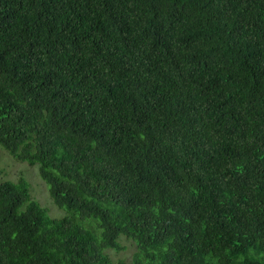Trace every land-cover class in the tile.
Returning <instances> with one entry per match:
<instances>
[{
  "label": "trees",
  "instance_id": "trees-1",
  "mask_svg": "<svg viewBox=\"0 0 264 264\" xmlns=\"http://www.w3.org/2000/svg\"><path fill=\"white\" fill-rule=\"evenodd\" d=\"M0 147V264H264V0H0Z\"/></svg>",
  "mask_w": 264,
  "mask_h": 264
},
{
  "label": "rangeland",
  "instance_id": "rangeland-1",
  "mask_svg": "<svg viewBox=\"0 0 264 264\" xmlns=\"http://www.w3.org/2000/svg\"><path fill=\"white\" fill-rule=\"evenodd\" d=\"M20 178H24L29 183L31 198L39 202L43 208L48 209L52 218H60L64 215L62 210L52 202L48 187L39 175L38 167L14 160L0 147V182H17ZM121 243L126 247V250L120 253L112 252L115 261L129 259L136 252L134 245L128 241L122 240Z\"/></svg>",
  "mask_w": 264,
  "mask_h": 264
}]
</instances>
